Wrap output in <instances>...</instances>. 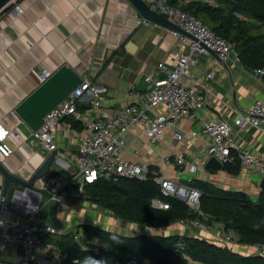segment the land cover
<instances>
[{
	"label": "crops",
	"instance_id": "obj_1",
	"mask_svg": "<svg viewBox=\"0 0 264 264\" xmlns=\"http://www.w3.org/2000/svg\"><path fill=\"white\" fill-rule=\"evenodd\" d=\"M190 1L194 0H180L179 3L185 5ZM200 1L213 4L212 0ZM17 9L22 10L21 13H17ZM188 40L157 25H143L141 17L126 0H16L0 14V124L20 134L18 139H11L15 151L2 165L22 181H32L33 190L40 195L37 198L35 194H26L15 201L14 207L6 201L17 221H24L25 215L30 214L28 209L34 208L35 222H47L54 227L55 234L63 235L73 232L78 223L77 230L86 224L88 219L80 214L81 208L112 215L91 202L62 205L48 201L49 194L58 189L60 178L75 171L74 158L83 121L94 117L96 111L91 106L92 97L85 95L78 105L80 119H64L55 132L57 152L37 150L25 141L30 130L15 115L14 108L39 86V76L53 73L63 65L71 67L83 81L101 93L104 97L101 111L108 113L110 109L129 104L130 87L146 93L149 85L143 81L144 76L162 78L164 72L157 65L163 64L170 69L172 53L185 52ZM209 72L215 73L212 79L205 77ZM192 79L200 84L205 99L198 118L180 120L176 129H166L155 144L147 141L139 127H134L124 137L123 159L147 163L154 174L184 185L206 182L223 191L242 192L255 202L264 188L261 187L263 179L258 175L241 165L237 172L230 174L224 169L216 173L204 170L210 158L205 150L211 139L200 131L203 122L218 119H225L234 126L236 117L243 115L246 109L257 103L264 106L262 77L235 57L221 63L215 55L208 54L197 57L196 65L189 69L181 83L191 85ZM163 113L161 108L155 111V114ZM235 131L239 149L264 155V127L235 128ZM174 132L181 135L180 141L173 139ZM176 153H182L190 165L180 176L175 173L173 154ZM50 157L46 172L38 174ZM2 183L0 176V195ZM43 197L46 198L44 203ZM96 219L94 223L99 224L95 225L107 230L104 228L106 221L101 217ZM130 226H136L137 229L132 227L133 232L142 235L196 237L219 245L223 236H229L234 240L229 245L232 251L256 254L254 246L236 243L237 235L225 231L216 222H212L207 231L191 226L186 220L166 226ZM89 244L98 246L99 241L91 239ZM18 258L14 247L0 256L1 261L9 264H18Z\"/></svg>",
	"mask_w": 264,
	"mask_h": 264
},
{
	"label": "built area",
	"instance_id": "obj_2",
	"mask_svg": "<svg viewBox=\"0 0 264 264\" xmlns=\"http://www.w3.org/2000/svg\"><path fill=\"white\" fill-rule=\"evenodd\" d=\"M15 1L13 0L10 5ZM148 5L152 11L167 15L169 21L193 38H188L185 52L172 53L173 64L170 69L165 68L163 64L157 65V68L164 72L162 78L145 75L143 81L149 85L148 91L142 93L137 88L130 87L129 104L122 108L110 109L108 113L101 111L104 104L101 93L89 82L83 81L45 116L43 125L37 131L29 132L25 141L41 152L56 153L55 132L59 124L67 118L80 119L79 102L85 95H90L91 106L96 112L94 117L83 121L82 135L74 158L75 171L60 178L58 189L49 194L48 201L62 205L90 202L91 196L86 188L98 181L116 182L126 179L144 182L152 177L162 197L177 199L189 207L195 215L194 219L186 220L191 226L207 231L208 215L200 209L198 190L154 174L147 163L125 161L121 155V148L124 145L125 135L134 127L141 129L150 144H155L163 137L166 129H176L180 120L198 118V111L205 103L201 86L193 79L191 85H182L181 79L187 76L189 69L196 65L197 57L200 55L213 54L219 62L226 63L232 57L237 58V52L233 44L216 35L193 16L157 3L156 0H150ZM21 11L17 9V13ZM142 24L149 23L142 20ZM254 73L261 77L264 70H256ZM51 74L50 72L41 74L39 85ZM214 75V72H209L205 77L212 79ZM160 108L164 113L155 114V111ZM247 127H264V106L260 103L246 109L243 115H238L234 120V126L225 119L203 122L200 132L211 139L205 153L209 157L217 158L223 164L233 160L230 153L234 151L242 168L264 180V155L241 150L235 143V128ZM19 135L17 130H9L0 124V162L2 164L15 151L11 139H18ZM173 139L180 141L181 135L174 132ZM173 157L176 165L175 173L180 176L190 165L182 153L173 154ZM165 161L168 162L169 159L165 158ZM150 206L155 210L168 209V205L160 198L152 199ZM34 212L26 214L24 221H17L9 204L4 201L0 208V256L9 247H14L19 253L18 264H61L64 256L48 239L55 235L54 227L47 222H35L32 216ZM79 236L75 234L74 239L78 241ZM220 242L221 246L229 247L234 240L229 236H223ZM254 247L255 255L264 257V245H254ZM74 261L78 260H73L72 263ZM0 264L9 263L0 260ZM121 264H137V259L129 258Z\"/></svg>",
	"mask_w": 264,
	"mask_h": 264
},
{
	"label": "trees",
	"instance_id": "obj_3",
	"mask_svg": "<svg viewBox=\"0 0 264 264\" xmlns=\"http://www.w3.org/2000/svg\"><path fill=\"white\" fill-rule=\"evenodd\" d=\"M180 0H156L193 16L216 35L234 45L239 62L252 69L264 70V0H212L208 4L194 0L182 5ZM264 81V73L262 74ZM233 159L223 165L227 173L237 172L240 160L232 151ZM200 193V209L208 215L207 226L212 222L222 225L225 231L237 235L236 243L243 246L264 245V188L254 202L242 192L217 189L209 183L194 181L188 184ZM91 203L109 211L123 224L132 223L147 227L169 225L175 221L191 220L195 215L182 201L162 197L160 189L149 177L146 181L120 179L116 182L98 181L86 188ZM162 199L167 210H155L150 202ZM79 240L69 232L52 235L48 239L64 256L61 264H73L90 257L100 264H121L129 258L137 264H264V257L243 255L228 246L200 238L184 236L132 235L126 236L90 225H81ZM91 239L98 246L89 244Z\"/></svg>",
	"mask_w": 264,
	"mask_h": 264
},
{
	"label": "water",
	"instance_id": "obj_4",
	"mask_svg": "<svg viewBox=\"0 0 264 264\" xmlns=\"http://www.w3.org/2000/svg\"><path fill=\"white\" fill-rule=\"evenodd\" d=\"M12 1L13 0H0V14L10 6ZM126 1L142 20L189 39H193L192 36L185 33L174 23L169 21L167 15L152 11L146 0ZM82 82L83 79L80 75H78L71 67L63 65L53 72L45 82L39 85L33 92L18 103L14 108V113L30 131L35 132L43 125L45 116L58 106L72 91L79 87ZM51 158L52 157L48 159L47 163L38 174L46 172ZM222 169V163L215 157H210L204 166L205 171L212 173H216ZM0 176L3 181L0 208L4 201H10L11 206L14 207V203L17 199L29 193L35 194L37 195V198H39L40 195L32 188V181H22L20 178L9 173L1 162ZM261 187H264V180L261 183ZM28 211L29 213H33L35 209L29 208Z\"/></svg>",
	"mask_w": 264,
	"mask_h": 264
},
{
	"label": "rangeland",
	"instance_id": "obj_5",
	"mask_svg": "<svg viewBox=\"0 0 264 264\" xmlns=\"http://www.w3.org/2000/svg\"><path fill=\"white\" fill-rule=\"evenodd\" d=\"M45 201H46V198L43 197V203ZM80 214L84 215L85 218L88 219V221L84 225H90V226H94V227L100 228L97 225H95V224H99V223L98 222L94 223L95 222L94 219H96V218L99 219L101 217L102 220L106 221V223H104V228H106L107 231H112V232H116L118 234H124V235H129V234L137 235V234L141 233V232H139V233H136V232L134 233L133 232L132 227H135L134 229H137V227L136 226H130V225H132V223H126V224H129V225H126L124 223L122 224L117 217H115L113 215H106V214H104L102 212L99 213L97 210L81 208ZM78 224H76V225L78 226ZM76 225L73 228V233H78L81 236L82 235V228H78V230H77L76 229V227H77ZM144 229H147V228L144 227ZM190 262L191 261H189V263Z\"/></svg>",
	"mask_w": 264,
	"mask_h": 264
},
{
	"label": "clouds",
	"instance_id": "obj_6",
	"mask_svg": "<svg viewBox=\"0 0 264 264\" xmlns=\"http://www.w3.org/2000/svg\"><path fill=\"white\" fill-rule=\"evenodd\" d=\"M73 264H100V262L94 261L90 257H87L83 261H74Z\"/></svg>",
	"mask_w": 264,
	"mask_h": 264
}]
</instances>
